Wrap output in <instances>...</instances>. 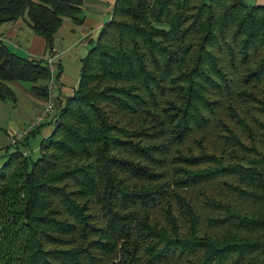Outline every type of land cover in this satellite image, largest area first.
I'll list each match as a JSON object with an SVG mask.
<instances>
[{"label":"trees","instance_id":"trees-1","mask_svg":"<svg viewBox=\"0 0 264 264\" xmlns=\"http://www.w3.org/2000/svg\"><path fill=\"white\" fill-rule=\"evenodd\" d=\"M47 49L80 0H0ZM47 62L0 40L10 82ZM36 155L2 147L0 264H264V2L115 0Z\"/></svg>","mask_w":264,"mask_h":264},{"label":"crops","instance_id":"crops-1","mask_svg":"<svg viewBox=\"0 0 264 264\" xmlns=\"http://www.w3.org/2000/svg\"><path fill=\"white\" fill-rule=\"evenodd\" d=\"M80 1L83 7V19L80 23H74L70 17L68 16L62 17V22L54 34L52 48H54L56 51L62 49H69V50L75 49L80 53L81 52L86 53L89 47V41L95 40L102 24L110 18L112 5L115 0H80ZM249 1L258 2V3L264 2V0H249ZM0 29H1L0 40L5 42L7 45L11 43L15 47H19V49H21L22 51L21 53L18 51L16 52L28 56L29 58H39L40 56L48 57L50 55L49 50L47 49L45 38L42 37L41 35L34 33L25 16L17 19L14 22L3 23L2 25H0ZM6 40L8 42H6ZM63 51L64 50H62L61 53H63ZM53 59L57 60L56 55H54ZM62 76L63 74L61 72V63L60 60H57L56 81L54 88L52 90V93L56 99L55 108L58 107L59 102H61L66 96L70 95L73 92L74 88L76 87V86L73 87L72 90L67 89L64 84L65 81L62 78ZM19 84L20 81H13L9 83L12 89L14 86ZM56 87L58 89L57 92L55 91ZM22 88L25 89V87ZM27 89L29 92L33 94L37 102L35 104V110H34L35 111L34 115H36V113L43 106L46 97L36 95L33 91L30 90L29 87ZM15 97L16 95L14 92L13 99H16ZM0 101H2V99H0ZM55 108L41 122L40 127L35 133L43 132L44 136L49 133L53 125L52 119L54 116V111L56 110ZM8 127L10 130H6V131L8 134L9 141H11L13 135L17 131L21 130L24 127V124L22 125L20 119H17L15 122H11V124Z\"/></svg>","mask_w":264,"mask_h":264},{"label":"rangeland","instance_id":"rangeland-1","mask_svg":"<svg viewBox=\"0 0 264 264\" xmlns=\"http://www.w3.org/2000/svg\"><path fill=\"white\" fill-rule=\"evenodd\" d=\"M249 1V0H247ZM251 2V1H249ZM1 30V29H0ZM6 42H8L6 40ZM11 49L22 52L19 47H15L11 43L8 44ZM67 48V47H65ZM63 51V53H61ZM56 51L57 60L61 63L62 78L65 81L67 89L72 90L77 84L79 78V72L81 67L80 58L85 54L84 52H78L75 49H62ZM61 53V54H60ZM56 60V61H57ZM22 85V86H19ZM19 85L13 87L16 99L10 97L6 100L0 101V155L2 153V147L10 143L6 130L9 129L11 122H15L20 119L21 124L24 126L35 117V104L37 103L33 94L28 91L29 83L20 82ZM22 87H25L23 89ZM55 91L58 89L56 87ZM39 112V111H38ZM37 112V113H38ZM36 113V114H37ZM44 133L37 132L28 137V144L22 146L23 151L30 153L32 156L36 155L37 147ZM2 158L0 157V163Z\"/></svg>","mask_w":264,"mask_h":264},{"label":"built area","instance_id":"built-area-1","mask_svg":"<svg viewBox=\"0 0 264 264\" xmlns=\"http://www.w3.org/2000/svg\"><path fill=\"white\" fill-rule=\"evenodd\" d=\"M49 53L50 55L48 57H42V56L39 57L47 62L48 70L50 72V77L47 82V96L45 98V102L43 106L40 108L39 112L35 115V117L32 120H30L21 130L17 131L13 135L12 140L25 136L33 128L38 126L55 108L56 99L52 93V90L54 88L56 81L57 61L53 59L54 55H56V50L54 48H51L49 50Z\"/></svg>","mask_w":264,"mask_h":264}]
</instances>
